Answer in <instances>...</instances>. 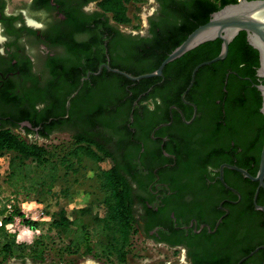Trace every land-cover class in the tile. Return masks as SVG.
Here are the masks:
<instances>
[{
    "label": "flooded vegetation",
    "instance_id": "flooded-vegetation-1",
    "mask_svg": "<svg viewBox=\"0 0 264 264\" xmlns=\"http://www.w3.org/2000/svg\"><path fill=\"white\" fill-rule=\"evenodd\" d=\"M170 1L129 0L124 3L127 22L119 23L106 10L107 0H0V133L11 131L30 143L42 141L41 146L59 135H85L116 159L127 178L135 219L132 243L147 241L181 253L185 264H211L213 260L232 264L255 236L251 232L241 235L239 223L232 219L221 227L223 218L231 214L225 204L236 205L241 193L222 184L221 165L212 168L215 157L205 154L210 148H220L232 162H255L250 153L264 130L262 102L255 110L257 96L248 95L245 109L250 127L243 128L232 113L230 96L223 95L232 72L227 69L223 84L211 87L206 85L208 80L223 72H206L192 98H215L216 105L222 99L223 105L209 108L211 102L206 101L198 112L193 103L181 99L193 109L185 121L176 108L188 126L185 129L171 126L172 113L171 121L164 123V69L135 100V93L145 85L139 81L127 85L123 75L112 71L137 73L162 59L164 24L174 20L167 12ZM255 77L252 86L257 89L264 80L256 72ZM231 81L230 89L237 90L238 82ZM149 92L150 97L144 98ZM191 104L196 108L194 118ZM181 135L191 140L185 148L179 143ZM212 138L217 143H203ZM247 142L244 155L241 145ZM234 144L239 146L236 151L223 150ZM202 157V164L194 163ZM228 179L239 183L234 174ZM233 234L235 240H230ZM31 261L23 257L16 264ZM245 264H264V256Z\"/></svg>",
    "mask_w": 264,
    "mask_h": 264
},
{
    "label": "trees",
    "instance_id": "trees-1",
    "mask_svg": "<svg viewBox=\"0 0 264 264\" xmlns=\"http://www.w3.org/2000/svg\"><path fill=\"white\" fill-rule=\"evenodd\" d=\"M128 1L129 0H107L106 10L114 14V19L117 22L126 23L127 18L125 16L124 3ZM237 1L238 0H171L170 4L167 6V12L173 14L174 20L164 24V56L155 67L143 69L137 73L124 72L131 76H139L154 72L163 60L178 47L192 31L209 21L212 13L222 9L226 5L235 4ZM220 50L221 41L219 39L209 41L185 53L182 57L164 67V106L166 111L164 123L171 121L169 114L172 113L173 120L171 126L179 124L184 126L183 128L185 129L188 128L185 121H189L193 109L192 107L186 106L181 101V95L189 85L193 69L198 64L218 56ZM258 66V52L248 44L245 33L240 32L229 44L228 53L224 60L203 66L197 71L194 84L187 92L185 100L193 103L197 107L198 112L205 106L206 101L211 102L207 106L209 108L221 107L223 105L222 99L220 100V104L216 105L215 98L209 100L201 98L197 100L192 98V93L196 91V88H199V80L202 74L215 70L222 71L223 73L220 77H217V75L213 76V78L206 83L209 87L217 82L222 85L224 82V74L226 70L229 69L232 73L229 74L227 82L223 86L226 90L223 95L226 94L230 96L232 113L240 118L241 126L248 129L250 123L246 117L248 110L245 109V101L248 95L253 94L257 96V106H255V110L260 108L262 102L258 90L252 86L253 83H256L255 72ZM119 70L123 71L120 68ZM153 79L154 78L143 79L139 81V83L145 85V87L142 91L135 93L133 100L151 87ZM231 80H236L238 82V89L235 91L230 89ZM124 81L127 85L134 83L125 78ZM150 95L151 92L146 94L144 98L147 99ZM133 100H131V102ZM142 100L144 99L140 101ZM172 106L175 108H171ZM225 107H227V104H225ZM170 108L171 110H169ZM176 108L183 112L185 121H183ZM216 119L217 118H215L213 122H216ZM262 121L264 122V118ZM194 122L191 124H194ZM213 122L211 123L212 127L216 126V123ZM132 123H134V121ZM185 133L186 132L182 134ZM178 139L183 148L187 147L191 142L186 135H181ZM203 143L207 145L217 142L216 139L212 138L203 141ZM249 143L250 142H247L245 145H241L244 155L248 148L246 145ZM263 143L264 130L258 136L257 143L253 148L254 153H250L255 156V162L246 163L245 159L232 162L230 157L219 151L220 148H210L205 156L208 157L211 154V156L215 157V159L211 160L210 165L212 168L217 169L222 164H229L242 168L251 176H255L259 166V157ZM238 148L239 146L234 144L233 148L227 145L223 150L232 149L236 151ZM167 151H170L169 148H167ZM3 154H9L8 173L5 176L4 184L11 190L13 194L11 200H13L14 204L8 216H5V205H3L2 210H0V215L3 216L0 226V264L5 263L8 259L13 257H28L34 261L40 262L43 260V249L32 247L26 251L25 245L16 243L15 236L8 233L5 228L15 217L19 218L21 223L28 228L36 224L24 218L16 206V200L20 194L36 193L39 191L45 193L51 192L53 186L60 178L59 173L62 168L72 171L75 169V166H82L86 159L93 160L97 165L100 191L102 193V199L97 205L99 211L92 214V227L90 229V231L98 237L97 240L93 242L89 229L83 223V218L88 213L86 209L74 211L72 217L66 213L65 209H61L55 218L52 219L51 227L69 239L68 245L73 252L82 250V253L86 255L95 253V255L100 258L109 259L112 257L118 264H124L126 262L131 246V236L135 232V219L131 209L132 200L130 198V186L127 178L122 174L116 159L108 151L82 134L72 136L68 148L62 150L60 146L47 147L38 145L37 143L27 142L17 134L8 131V133H0V156ZM181 158L185 159L183 156ZM202 160L204 161L203 157L195 160L194 163L202 164ZM186 162L190 163L188 161ZM188 168L187 166V169ZM229 174H234L239 180V183L231 182L228 179ZM212 179L214 180V178L211 177V180ZM217 183L225 190L220 181L217 180ZM224 183L230 188L240 191L241 199L236 205L225 204L230 208L231 214L223 218L221 227L232 219L233 222L239 223L240 228H238V231L241 229V235L251 232L255 236L253 239L247 240L245 247L240 251V258H243L248 256L257 247L264 245V215L261 211L256 210L253 202L257 183L244 178L236 171L226 168L224 169ZM229 194L232 193L229 192ZM232 196L234 200H237L235 195ZM9 201L10 199L7 200V202ZM1 204L2 199L0 198V205ZM263 204L264 190L260 189L256 198V205L261 206ZM236 208L238 209V213L234 214ZM230 240H235L234 234L231 236ZM39 242H42V237L34 241V243ZM263 256L264 250H259L250 259L248 258L245 263L252 258ZM239 259L237 258L232 264H236ZM210 263L215 264V260Z\"/></svg>",
    "mask_w": 264,
    "mask_h": 264
},
{
    "label": "rangeland",
    "instance_id": "rangeland-1",
    "mask_svg": "<svg viewBox=\"0 0 264 264\" xmlns=\"http://www.w3.org/2000/svg\"><path fill=\"white\" fill-rule=\"evenodd\" d=\"M70 138L67 135H59L54 141L46 143L50 146H60L62 150L68 148ZM42 141H37L41 145ZM9 157V154H7ZM60 178L53 186L51 192H36L29 194H20L16 200V206L25 219L36 223L29 228L24 226L19 218H13L8 223L7 230L12 236H15L16 243L24 244L26 251L35 247L44 250L42 253V261H34L29 264H88L90 262L100 264H118L114 258H100L95 253L83 254L82 250L73 252L68 243L69 239L62 233L51 227L52 219L59 213L61 209H65L68 215L72 217L74 211L86 209L88 213L83 218V223L87 228L92 227V214L99 211L98 203L102 199L100 191V183L98 179L97 165L93 160L86 159L82 166L76 167L72 171L65 169L60 170ZM0 198L3 205L7 200L13 198L11 190L4 184L3 176L0 175ZM25 202L29 207L23 205ZM30 208L27 214L24 209ZM90 212V214H89ZM9 215V213H8ZM7 215V216H8ZM3 216L0 215V219ZM36 228V229H35ZM74 229V228H73ZM27 230L32 233L31 242L19 240L20 231ZM31 235V234H30ZM93 242L97 240V236L90 231ZM42 237V242L34 243L38 238ZM27 253V252H25ZM14 259V260H13ZM8 259L3 264H16L20 257ZM124 264H185L181 253H172L171 250L153 245L147 241L131 242L129 253Z\"/></svg>",
    "mask_w": 264,
    "mask_h": 264
},
{
    "label": "water",
    "instance_id": "water-1",
    "mask_svg": "<svg viewBox=\"0 0 264 264\" xmlns=\"http://www.w3.org/2000/svg\"><path fill=\"white\" fill-rule=\"evenodd\" d=\"M240 32L245 33L248 44L258 52L259 66L256 70V75L264 80V0H238L235 4L226 5L222 9L212 13L209 21L198 26L194 31H192L187 36V38L178 47H176L152 73L131 76L118 70L112 71L123 75L125 78L133 82L147 78L160 77L162 76V70L167 64L182 57L185 53L195 49L203 43L219 39L221 41V50L218 56L209 61L198 64L193 69L189 85L181 95L182 101L187 103L185 101V96L194 83L197 71L203 66L224 60L228 53L229 44ZM107 68L110 69L109 67ZM257 89L262 97L261 112L264 115V84L257 86ZM192 106L194 107V118L196 108L194 105ZM224 168L236 171L244 178L257 183L253 202L255 204L256 210H259L264 214V204L261 206L256 205V198L259 190H264V143L261 149L259 166L255 176H251L246 170L242 168H238L229 164H223L219 169V180L226 188H228V186L223 180ZM221 220L222 219L220 218L217 221L216 227L219 225ZM259 250H264V245L254 249V251H252L248 256L242 258L238 264H241L242 261L251 257Z\"/></svg>",
    "mask_w": 264,
    "mask_h": 264
},
{
    "label": "built area",
    "instance_id": "built-area-1",
    "mask_svg": "<svg viewBox=\"0 0 264 264\" xmlns=\"http://www.w3.org/2000/svg\"><path fill=\"white\" fill-rule=\"evenodd\" d=\"M7 156H8L7 154H3L0 156V175L3 176V181L5 179V176L8 173L9 157H7ZM13 204H14V202L11 199L9 202H7L5 204V208H6L5 216H7L8 213H10V211L12 210ZM25 204H27V202H25L23 205H25ZM1 223H2V219H0V226H1ZM9 226L10 225H8V224L5 226L6 230H8Z\"/></svg>",
    "mask_w": 264,
    "mask_h": 264
},
{
    "label": "bare ground",
    "instance_id": "bare-ground-1",
    "mask_svg": "<svg viewBox=\"0 0 264 264\" xmlns=\"http://www.w3.org/2000/svg\"><path fill=\"white\" fill-rule=\"evenodd\" d=\"M25 207H29V205H25ZM30 208H26V209H24L25 210V213L27 214V212H29L30 210H29ZM31 234V235H30ZM30 236H33L32 235V233L30 232V231H27V230H22V231H20V234H19V237H18V239L19 240H24V242H31V239H30Z\"/></svg>",
    "mask_w": 264,
    "mask_h": 264
},
{
    "label": "clouds",
    "instance_id": "clouds-1",
    "mask_svg": "<svg viewBox=\"0 0 264 264\" xmlns=\"http://www.w3.org/2000/svg\"><path fill=\"white\" fill-rule=\"evenodd\" d=\"M29 26H34V27H39L38 25H34L32 23L29 24ZM3 38H0V40H2ZM0 54H2V50H0Z\"/></svg>",
    "mask_w": 264,
    "mask_h": 264
}]
</instances>
